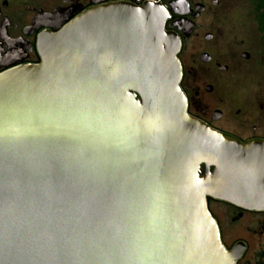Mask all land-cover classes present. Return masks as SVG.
<instances>
[{"label": "water", "instance_id": "95a60500", "mask_svg": "<svg viewBox=\"0 0 264 264\" xmlns=\"http://www.w3.org/2000/svg\"><path fill=\"white\" fill-rule=\"evenodd\" d=\"M168 17L87 11L0 74V264H235L207 198L264 210V142L187 114Z\"/></svg>", "mask_w": 264, "mask_h": 264}, {"label": "flooded vegetation", "instance_id": "af4514ba", "mask_svg": "<svg viewBox=\"0 0 264 264\" xmlns=\"http://www.w3.org/2000/svg\"><path fill=\"white\" fill-rule=\"evenodd\" d=\"M110 5L164 8V31L180 40L187 114L241 143L264 142V0H0V74L39 64L41 35ZM61 10L71 18L57 28L52 16ZM207 204L235 264H264V210Z\"/></svg>", "mask_w": 264, "mask_h": 264}, {"label": "rangeland", "instance_id": "374dc122", "mask_svg": "<svg viewBox=\"0 0 264 264\" xmlns=\"http://www.w3.org/2000/svg\"><path fill=\"white\" fill-rule=\"evenodd\" d=\"M38 4H43L45 6H48L52 2H56V0H35Z\"/></svg>", "mask_w": 264, "mask_h": 264}]
</instances>
